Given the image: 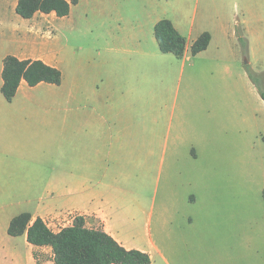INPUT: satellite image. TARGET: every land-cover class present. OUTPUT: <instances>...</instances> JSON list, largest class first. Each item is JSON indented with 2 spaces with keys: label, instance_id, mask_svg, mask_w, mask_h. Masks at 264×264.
Listing matches in <instances>:
<instances>
[{
  "label": "crops",
  "instance_id": "crops-1",
  "mask_svg": "<svg viewBox=\"0 0 264 264\" xmlns=\"http://www.w3.org/2000/svg\"><path fill=\"white\" fill-rule=\"evenodd\" d=\"M228 1L240 7L247 32L252 17L264 21V0ZM201 2L199 22L188 29L197 37H190L181 59L160 51L154 35L159 20L148 22L149 28L138 20L129 30L108 32L101 46L82 48L73 75L61 86L30 87L23 81L11 102L2 96L1 143L7 152L28 157L18 195L23 199L9 206H21V214L29 213L33 221L64 222L61 229L82 216L89 229L101 228L125 249L147 253L151 264H157L156 257L160 264H177L179 243L191 250L194 264L211 259V224L192 211L200 182L211 178V195L217 196L220 175H200L193 167L209 165L211 158L215 164L225 155L229 96L198 90L200 84L211 85V62L191 58L190 47L209 32L211 43L200 54L220 49L215 39L224 33L226 17L219 11L211 16V0ZM172 23L185 34L182 24ZM18 58L56 67L49 56ZM255 99L264 111L260 95ZM252 119L261 135L256 113ZM183 164L192 171L182 170ZM204 192L209 196V188ZM16 216L0 220V264H37L39 248L26 235L20 236L25 253L5 243L18 238L8 234ZM53 256L52 251L43 264H55Z\"/></svg>",
  "mask_w": 264,
  "mask_h": 264
},
{
  "label": "rangeland",
  "instance_id": "rangeland-1",
  "mask_svg": "<svg viewBox=\"0 0 264 264\" xmlns=\"http://www.w3.org/2000/svg\"><path fill=\"white\" fill-rule=\"evenodd\" d=\"M17 1L0 0V90L3 60L8 55L20 58L49 56L62 72L63 82L73 75L82 48L101 46L108 32L129 30L134 21L139 20L145 28H149L148 22L162 19L182 24L179 27L189 43L190 37H197V32L189 36V26L198 24L204 7L202 2L198 4V0H79L77 5H72L68 17L38 14L24 20L15 12ZM216 11L226 17L224 33L215 39L220 49H211L191 58L211 62V85L200 84L198 90L208 88L211 94L226 92L229 96L226 98L229 133L225 136L227 149L221 160L214 164L211 158V164L205 161L193 167L197 174L216 172L220 176L215 183L217 196L214 197L211 195V178L205 185L200 182L195 190L199 202L193 206L192 215L195 212L200 219L205 218L211 224V259L205 261L206 264H264V111L255 99L259 93L249 77L250 73L264 90V21L252 17L247 22L250 30L247 32L240 7L230 5L228 0H211V16ZM213 23L211 21V25ZM238 24L249 41L247 54L236 37ZM219 41L222 42L220 46ZM191 91L189 88L185 90L186 93ZM38 92L44 90L38 89ZM5 106L0 93V120ZM253 113L260 121L258 128H261L262 136L256 135L254 130ZM241 126L246 131L242 137ZM27 162V156L16 151L7 152L0 140L2 223L24 210L21 206L9 205L23 199L18 195L24 185L21 179ZM181 169L192 171L188 164H183ZM206 188H209V196H204ZM157 212L155 209V222ZM47 223L55 232L64 224L57 221ZM3 242L1 240L0 246ZM5 243L19 253L26 252L24 237ZM177 250V264H194L191 250L184 244L179 243ZM34 253L42 261L52 259L49 248L37 249ZM156 261L160 264L159 257Z\"/></svg>",
  "mask_w": 264,
  "mask_h": 264
},
{
  "label": "trees",
  "instance_id": "trees-1",
  "mask_svg": "<svg viewBox=\"0 0 264 264\" xmlns=\"http://www.w3.org/2000/svg\"><path fill=\"white\" fill-rule=\"evenodd\" d=\"M79 0H18L15 12L24 20L32 19L36 14H55L58 18L68 17L72 5ZM154 35L159 49L164 54H172L183 58L186 48V38L175 28L172 21L162 19L154 26ZM236 37L245 54L249 51V41L245 37L240 24L237 25ZM211 34L204 32L191 45L193 57L206 51L211 43ZM249 77L256 86L264 101V90ZM3 85L0 93L11 102L24 81L30 87L41 83L60 86L62 72L42 60H21L14 55H8L3 60ZM12 237L26 235L27 242L34 248H51L55 264H151V257L139 250H127L103 229H89L82 216H76L70 226L53 231L46 222L38 218L33 221L29 213H22L12 219L8 228ZM37 264H43L34 253Z\"/></svg>",
  "mask_w": 264,
  "mask_h": 264
},
{
  "label": "built area",
  "instance_id": "built-area-1",
  "mask_svg": "<svg viewBox=\"0 0 264 264\" xmlns=\"http://www.w3.org/2000/svg\"><path fill=\"white\" fill-rule=\"evenodd\" d=\"M49 226V225H48ZM50 227V226H49Z\"/></svg>",
  "mask_w": 264,
  "mask_h": 264
},
{
  "label": "water",
  "instance_id": "water-1",
  "mask_svg": "<svg viewBox=\"0 0 264 264\" xmlns=\"http://www.w3.org/2000/svg\"><path fill=\"white\" fill-rule=\"evenodd\" d=\"M247 63V62H246Z\"/></svg>",
  "mask_w": 264,
  "mask_h": 264
}]
</instances>
